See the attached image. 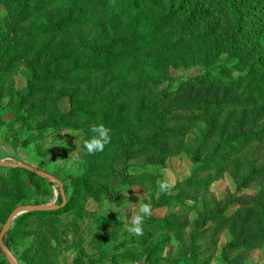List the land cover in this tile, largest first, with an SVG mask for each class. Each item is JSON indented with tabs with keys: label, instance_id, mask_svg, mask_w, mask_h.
I'll list each match as a JSON object with an SVG mask.
<instances>
[{
	"label": "rangeland",
	"instance_id": "obj_1",
	"mask_svg": "<svg viewBox=\"0 0 264 264\" xmlns=\"http://www.w3.org/2000/svg\"><path fill=\"white\" fill-rule=\"evenodd\" d=\"M0 161L20 264H264V0H0Z\"/></svg>",
	"mask_w": 264,
	"mask_h": 264
},
{
	"label": "water",
	"instance_id": "obj_2",
	"mask_svg": "<svg viewBox=\"0 0 264 264\" xmlns=\"http://www.w3.org/2000/svg\"><path fill=\"white\" fill-rule=\"evenodd\" d=\"M0 167L3 168H15V169H23L26 170L38 177H41L43 179H46L50 182L55 183L59 187V194L62 197V203L59 205L49 204V205H23L17 207L8 217L7 221L3 225V228L0 232V248L6 258V260L10 264H20L18 259L15 257V255L12 253V251L9 249L8 245L5 243V237L9 233V231L12 228L13 223L17 220L18 217L29 214V213H47L51 211H59L64 209L67 206V198L65 191L63 189L62 183L53 175H49L45 173L42 170H39L35 167H32L27 164H20V163H8L4 161H0Z\"/></svg>",
	"mask_w": 264,
	"mask_h": 264
},
{
	"label": "clouds",
	"instance_id": "obj_3",
	"mask_svg": "<svg viewBox=\"0 0 264 264\" xmlns=\"http://www.w3.org/2000/svg\"><path fill=\"white\" fill-rule=\"evenodd\" d=\"M92 135L84 142L83 148L88 154L94 152H100L104 150L105 145L110 142V129L102 125H93L90 129ZM169 184L167 182H161L159 184V190L161 192H167L169 190ZM151 215L150 204H139L136 207V211L133 214L131 220L126 225V230L133 236L139 237L143 235L142 222L143 218Z\"/></svg>",
	"mask_w": 264,
	"mask_h": 264
},
{
	"label": "crops",
	"instance_id": "obj_4",
	"mask_svg": "<svg viewBox=\"0 0 264 264\" xmlns=\"http://www.w3.org/2000/svg\"><path fill=\"white\" fill-rule=\"evenodd\" d=\"M69 212L71 211H68V213ZM47 213H50V212H47ZM47 213H34V214H42L46 216H51V215H48ZM63 213L58 214V216ZM29 214L32 215L33 213H29ZM132 247L133 245H131V243L129 242V239L127 240L120 239V241H117L115 245V251H113L111 257L109 256V260H106L105 264H133L132 263L133 259L131 258L129 254H127L130 251V249H127V248H132Z\"/></svg>",
	"mask_w": 264,
	"mask_h": 264
},
{
	"label": "trees",
	"instance_id": "obj_5",
	"mask_svg": "<svg viewBox=\"0 0 264 264\" xmlns=\"http://www.w3.org/2000/svg\"><path fill=\"white\" fill-rule=\"evenodd\" d=\"M151 2V1H150ZM19 170H22V171H25V172H28V171H26V170H23V169H19ZM32 174V173H31ZM34 175V174H33ZM34 176H36V175H34ZM36 177H38V176H36ZM63 189H64V191H65V194L67 193V190H66V188L65 187H63ZM5 198H7V199H12V197H10V196H8V195H5ZM58 199H59V201H60V203H62V197H61V195L59 194L58 195ZM69 203V205L71 204L69 201L67 202V204ZM68 206H66L64 209H62V210H59V211H51L50 213H47L48 215H53V216H57L58 214H60V213H63V212H65L66 211V208H67ZM70 207V206H69ZM68 207V208H69ZM34 214V213H33ZM27 215H24V216H22V217H20L17 221H16V225L17 224H20L21 222H22V220H23V218H25ZM7 221V220H6ZM5 221V222H6ZM5 224V223H4ZM11 234H12V231H10L7 235H6V237H5V243L8 245V242H9V238H10V236H11ZM142 238V239H141ZM144 238L143 237H140V238H138V239H135V240H132V239H129V242L131 243V245H133V247L130 249V251L127 253V254H129L130 255V252L131 251H135V249L136 248H138L139 246H141V247H143L145 244H143L142 243V240H143ZM9 247V246H8ZM135 248V249H134ZM0 253L1 254H3V252H2V250L0 249ZM135 255H136V253H134Z\"/></svg>",
	"mask_w": 264,
	"mask_h": 264
},
{
	"label": "built area",
	"instance_id": "obj_6",
	"mask_svg": "<svg viewBox=\"0 0 264 264\" xmlns=\"http://www.w3.org/2000/svg\"><path fill=\"white\" fill-rule=\"evenodd\" d=\"M134 264H146V263H144V262H138V263H134Z\"/></svg>",
	"mask_w": 264,
	"mask_h": 264
}]
</instances>
